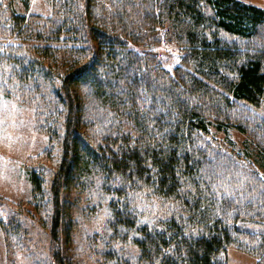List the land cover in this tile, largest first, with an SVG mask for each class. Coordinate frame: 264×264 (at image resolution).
<instances>
[{
    "label": "trees",
    "instance_id": "16d2710c",
    "mask_svg": "<svg viewBox=\"0 0 264 264\" xmlns=\"http://www.w3.org/2000/svg\"><path fill=\"white\" fill-rule=\"evenodd\" d=\"M6 1L0 82L17 77V91L46 88L42 129L51 125L58 142L49 186L28 170L37 202L52 210L55 264L63 193L87 183L113 195L102 264H226L231 246L264 264V178L231 173L233 152L205 140L211 126L245 132L264 167V118L243 113L264 105V8L242 0H51L42 16ZM164 40L181 51L171 68L156 49ZM130 192L167 202L168 213L142 220ZM129 244L136 254L120 257Z\"/></svg>",
    "mask_w": 264,
    "mask_h": 264
},
{
    "label": "rangeland",
    "instance_id": "374dc122",
    "mask_svg": "<svg viewBox=\"0 0 264 264\" xmlns=\"http://www.w3.org/2000/svg\"><path fill=\"white\" fill-rule=\"evenodd\" d=\"M242 1L264 8V0ZM12 4L19 13L42 16L50 14L52 7L51 0H12ZM13 49L20 52V49ZM156 49L166 67L179 63L181 51L176 43L164 40ZM6 66L9 68V64L3 66L5 70ZM3 78L9 80L0 82V264H55L51 257L56 247L50 233L52 210L48 204L37 202L28 179V170L33 168L40 172L45 186H49L58 162V142L49 136L52 126L46 128L48 133L42 129L47 114L41 101L47 99L48 91L33 83L30 88L17 91L15 83L22 78ZM246 108L243 113L264 118V105ZM83 115L86 116L85 111ZM262 131L259 128L258 134L264 140ZM205 140L210 141L209 146L216 152H233L231 173L234 168L251 177L250 170H255L264 178L263 158L245 132L236 128L218 130L211 126ZM90 184L87 183L83 190L71 188L63 193L67 210L57 242L62 264L103 263V252L111 233L108 225L111 214L108 213L113 195L103 192L97 184ZM133 206L144 221H154L168 213L167 202L146 195L134 197L130 209ZM120 250V257L136 254V248L130 244ZM225 259L226 264L255 263V257L238 246L229 247Z\"/></svg>",
    "mask_w": 264,
    "mask_h": 264
},
{
    "label": "snow or ice",
    "instance_id": "6c2138e0",
    "mask_svg": "<svg viewBox=\"0 0 264 264\" xmlns=\"http://www.w3.org/2000/svg\"><path fill=\"white\" fill-rule=\"evenodd\" d=\"M145 191H151V189H145ZM129 196H132V195H136L137 197H139V196H141L142 195V193H129L128 194ZM107 211V210H106ZM109 215H110V213H108ZM145 219H147L146 217H145Z\"/></svg>",
    "mask_w": 264,
    "mask_h": 264
}]
</instances>
